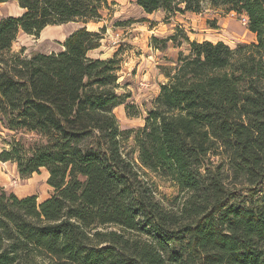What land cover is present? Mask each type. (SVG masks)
Listing matches in <instances>:
<instances>
[{
  "label": "trees",
  "instance_id": "1",
  "mask_svg": "<svg viewBox=\"0 0 264 264\" xmlns=\"http://www.w3.org/2000/svg\"><path fill=\"white\" fill-rule=\"evenodd\" d=\"M9 2L23 13L0 21V125L15 134L0 162L23 178L45 169L52 192L39 203L0 190V264H264V0H135L146 15L201 14L207 3L246 15L256 42H191L182 28L152 37L154 50L189 54L130 131L114 114L130 108L121 60L89 57L104 31L81 27L59 53L11 54L20 32L101 22L108 1ZM131 138L139 164L125 152ZM147 172L185 193L178 207L157 199ZM227 172L261 197L235 203Z\"/></svg>",
  "mask_w": 264,
  "mask_h": 264
},
{
  "label": "rangeland",
  "instance_id": "2",
  "mask_svg": "<svg viewBox=\"0 0 264 264\" xmlns=\"http://www.w3.org/2000/svg\"><path fill=\"white\" fill-rule=\"evenodd\" d=\"M108 1V7L102 11L101 22L64 24L60 27L59 34L47 31V38H42V34L38 38L21 33L12 46L11 54L20 52L22 48L26 49L24 56L28 58L34 53L46 54L50 51H60L62 48L59 41L69 37L81 27H86L89 31H104L102 47L91 52L89 57L101 56L109 59L116 55L117 60H121V67L117 74L121 87L118 92L129 96L127 103L130 107L122 105L114 111L121 131L137 130L145 125V117L154 105L153 101L159 87L166 82L165 70H173L176 67L177 53L175 51L168 49L162 54L156 53L153 48L149 47L152 38L149 34L151 29L156 28V31H159L158 36H160L157 38L161 39L171 30V26L181 24L190 39L221 40L233 49L238 44H252L253 40L255 41L254 34L249 31L247 26L241 24L239 14L227 13L223 8H213L209 3L204 4L201 15L193 13L190 16L188 14H186L188 16H183L178 12L177 15L167 16L164 12H156L149 19L137 6L135 0ZM20 11L16 2L0 3V21L10 16L15 17ZM128 21L133 24L122 26ZM212 24H218L220 30L213 28ZM186 48L189 49V46L185 44L182 50H186ZM138 66H140L139 69ZM130 115H135V117ZM14 135L0 125V154L4 149H9L7 143L12 140ZM124 148L129 158L139 164L134 138L125 141ZM219 160L215 159L216 162ZM225 175L226 178L231 177L228 176V172ZM48 177V172L43 169L41 173L23 178L18 173L15 164L0 162V190L12 193L19 198L37 195L39 203L49 198L52 188L48 185ZM145 178L153 184L157 199L166 207L172 203L178 207L184 200L185 193H181L171 180H163L148 172ZM226 187L237 192L235 199L237 204L252 206L251 202H256L261 197L260 190H255L245 184L234 183L233 178H227Z\"/></svg>",
  "mask_w": 264,
  "mask_h": 264
},
{
  "label": "crops",
  "instance_id": "3",
  "mask_svg": "<svg viewBox=\"0 0 264 264\" xmlns=\"http://www.w3.org/2000/svg\"><path fill=\"white\" fill-rule=\"evenodd\" d=\"M108 1V0H107ZM109 2V1H108ZM15 3V2H14ZM17 3V2H16ZM3 4H7V3H3ZM23 13V10L21 9V11H20V13H18L16 16H20L21 14ZM155 13H153V14H148L147 16L149 17V19H151V17L150 16H152V15H154ZM189 16H190V14H188ZM188 15H183V16H188ZM201 15V14H200ZM100 25H101V23H99ZM60 27H62V25H60L59 27H52V26H49V27H47V28H45V30L43 31V33H42V35H41V37L43 38H47L48 37V35H46L47 34V31H50V32H52V33H55V34H59L60 33V30L59 29H61ZM184 26H182L181 24H178V25H173V26H171V30L167 33V35H165V37H167V36H171V35H174L175 33H176V30L178 29V28H182V29H184L183 28ZM216 27H218V28H216V30H220V28H219V26H218V24L216 25ZM77 30V29H76ZM157 29L156 28H153V29H151L150 31H149V34H150V37H160V36H158V33H159V31H156ZM186 31V30H185ZM187 32V31H186ZM22 32H20V34H21ZM52 33H50V34H52ZM19 34V35H20ZM25 34V33H24ZM19 35H18V37H19ZM255 36V35H254ZM162 37H164V36H162ZM189 37V36H188ZM67 38V37H66ZM65 38V39H66ZM65 39H63V40H60L59 41V44H61L62 42H64L65 41ZM161 39H164V38H161ZM190 39V38H189ZM206 40H208V39H202V40H193V39H190V41L191 42H194V41H196V42H198V43H201V42H204V41H206ZM208 41H211V42H214V43H218V42H221V40H217V41H213V40H211V39H209ZM253 42H255L254 40H253ZM61 46V45H60ZM149 47H151V44H149ZM61 48L63 49V46H61ZM152 48V47H151ZM61 49V50H62ZM170 51H175L177 54H176V61H178V56H179V53L180 52H182V51H184L183 53L185 54V55H188L189 54V49L188 48H186V50H182V47H179V48H175L173 45H170V47L168 48ZM168 49H166V50H168ZM61 50L60 51H50V52H48V53H46V54H52V53H59V52H61ZM99 50V49H98ZM156 51V53H164V51H159V50H155ZM95 59H100V60H104L105 58L104 57H101V56H99V57H97V58H95ZM140 68V66H138V69ZM166 81H167V79H166ZM164 84V83H163ZM162 85V84H161ZM159 92H160V89L158 90V92H157V94H156V97L158 96V94H159ZM155 97V98H156ZM33 196V195H32ZM27 197V196H26ZM50 198V197H49ZM49 198H47V199H49ZM47 199H45V200H47ZM45 200H43V201H45Z\"/></svg>",
  "mask_w": 264,
  "mask_h": 264
},
{
  "label": "built area",
  "instance_id": "4",
  "mask_svg": "<svg viewBox=\"0 0 264 264\" xmlns=\"http://www.w3.org/2000/svg\"><path fill=\"white\" fill-rule=\"evenodd\" d=\"M240 22L243 26H247L248 25V18L246 15H242L240 16Z\"/></svg>",
  "mask_w": 264,
  "mask_h": 264
}]
</instances>
